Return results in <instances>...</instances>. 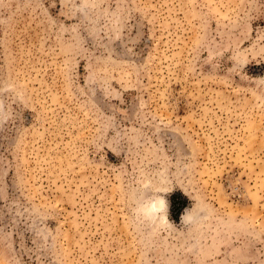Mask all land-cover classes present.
Listing matches in <instances>:
<instances>
[{
  "label": "rangeland",
  "instance_id": "374dc122",
  "mask_svg": "<svg viewBox=\"0 0 264 264\" xmlns=\"http://www.w3.org/2000/svg\"><path fill=\"white\" fill-rule=\"evenodd\" d=\"M260 78L264 0H0V264H264Z\"/></svg>",
  "mask_w": 264,
  "mask_h": 264
},
{
  "label": "clouds",
  "instance_id": "9594fccd",
  "mask_svg": "<svg viewBox=\"0 0 264 264\" xmlns=\"http://www.w3.org/2000/svg\"><path fill=\"white\" fill-rule=\"evenodd\" d=\"M264 81V78H260ZM164 181H161L159 186H153L149 180L138 189H134L129 199L131 202V214L139 221L149 224H169L168 222V201L157 193H169L171 190L164 186ZM191 210H185L181 216V222H189V213Z\"/></svg>",
  "mask_w": 264,
  "mask_h": 264
}]
</instances>
